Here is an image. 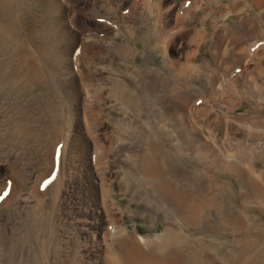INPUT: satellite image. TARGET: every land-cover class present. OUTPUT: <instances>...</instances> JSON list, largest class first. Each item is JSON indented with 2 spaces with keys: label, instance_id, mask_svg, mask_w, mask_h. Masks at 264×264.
<instances>
[{
  "label": "bare ground",
  "instance_id": "bare-ground-1",
  "mask_svg": "<svg viewBox=\"0 0 264 264\" xmlns=\"http://www.w3.org/2000/svg\"><path fill=\"white\" fill-rule=\"evenodd\" d=\"M181 1L0 0V210L21 205L6 225L25 229L28 252L43 251L25 256L26 264H52L58 209L64 220L77 216L69 147L80 127L92 140L89 178L99 204L92 215L84 205L95 243L81 264L85 257L93 264H264V240L245 236V204L257 200L264 213V0ZM232 15L236 26L227 24ZM203 46L214 62H199ZM225 92L228 107L220 103ZM243 93L259 103L245 121L232 104ZM110 105L117 117L106 114ZM216 107L221 123L212 127ZM121 143L134 149L124 160L115 157ZM224 175L239 182L244 204L236 210L223 196ZM125 194L141 201L133 216H162L161 233L135 236L124 227ZM206 225L225 240L194 234ZM52 253L56 264L78 257L63 247Z\"/></svg>",
  "mask_w": 264,
  "mask_h": 264
},
{
  "label": "rangeland",
  "instance_id": "rangeland-1",
  "mask_svg": "<svg viewBox=\"0 0 264 264\" xmlns=\"http://www.w3.org/2000/svg\"><path fill=\"white\" fill-rule=\"evenodd\" d=\"M229 1H232V0H229ZM39 7L40 8L43 7V3H40ZM229 19L230 20L227 22V24L230 26L231 25L236 26L235 24L238 23L236 15H232L231 18H229ZM242 22H244V20H242ZM241 28L245 29L243 24L241 25ZM118 41H122V40H118ZM261 44L262 43H260L259 45H261ZM139 47L141 48L142 46H139ZM201 50L202 51H201L200 57H199L200 63H204V62H208V61L214 62L213 61L214 59L212 58V52L209 53L210 49L208 47L206 48L205 46H203ZM197 83L201 87L204 85V83L202 81H197ZM238 88L241 90L242 86L239 85ZM243 94L246 95L244 97L243 101H240V100L238 101V99H239V97H238V99L237 100L235 99L232 104L235 105V107L237 108L236 113L238 115H242V118L240 117V119L244 118L243 120L245 121L246 120L245 115L251 111L252 107L253 108H254V106L259 107V105H258L259 103L257 104L256 101L254 99H252L251 97L247 96L246 93H243ZM224 95H226V96H224ZM230 95H231L230 92H225V94H223L225 100H221L222 102H220L222 107H228L229 106L228 102H232V101L228 100L230 98ZM223 96L221 97V99L223 98ZM198 101H196L197 107L202 105V101L201 100H198ZM235 101L237 102V104L235 103ZM261 105H263V104L260 103V106ZM216 109H217V107H216ZM116 111H112V105H110L106 109V114L108 115L111 113L113 117H117L118 114ZM222 112H223V110L218 111V109L216 111H214L212 118L216 117L217 120L214 121L215 123L212 122L213 123L212 127H214L215 125H219L221 123V120L219 117H221L220 115L222 114ZM261 114L264 116V110L261 112ZM80 124H81V121H80ZM108 125H109V127L111 126V124H108ZM77 131H78V134H77V136H73L72 141H71L72 145L70 144V147H69V152H70L69 164H70V168H71V170H70L71 171L70 193H71V190L73 189L74 193L72 196H73V199L76 203L73 206V208H74L75 212L77 213V216L73 220V219H70V217L67 215L66 219L68 221L64 220L61 216L62 212L60 211V209H58L56 219L54 222L55 226H56L57 233H55L56 235L55 236L53 235L51 237V239L49 240V243L53 244V246L51 245L52 249L50 248L51 249L50 258H51L52 264L57 263V259L55 258L54 255H52L53 254L52 253L53 247L54 248L57 247L60 250L63 247V250L69 251V254H71V257L74 255V252L76 249V252L78 251V257H77V261L73 262V264H77V263L81 264V263H83V259L81 258L79 260L78 259L79 256H86V255L90 254L92 251L90 252L87 250L91 249L92 245H94V243H95L94 242L95 239L93 238L94 233L87 229V228H90L92 226L91 225L89 226V224L85 221V216H87V215H86V212L84 211V205H86L87 204L86 202H88V201L90 202V205H91L90 206V214L91 215L94 213L96 214V210L98 208L97 206H99V204H97V199H96L97 198L96 197L97 196L96 183H94L89 178V171L91 169V166H90V158H91L90 151L91 150H90V148H89V150L87 149L88 145H86V143L89 145H92V140L90 137L88 138V136H87L88 134L86 133V131L84 130L83 127H80L79 130H77ZM108 132L111 134V136H113V132H114L113 128L110 127L108 129ZM224 133L225 132L223 131V128L219 127L217 130V134H218L219 138L223 137ZM80 136H82V138H79ZM158 137H161V135L158 134ZM204 137H206V136H204ZM77 138H78V140H77ZM112 139L114 140V145H115V143H118V142H116L115 138L112 137ZM207 139L210 140L211 138L207 137ZM215 146H217V143L214 145V147ZM73 148H74V150H73ZM127 151H134V149L130 148V147H128V149H126V146L122 145V143H121L120 145H118V150H117V154L115 157L117 158L119 155H122V160H124L125 156L122 153L123 152L127 153ZM121 164L122 163L115 164V167H117L116 171H118L119 178L122 177V175H120L121 172H119L121 170L120 169ZM256 166L259 167L260 169L263 168V164L261 162H257ZM3 168H5V167L1 166V169H3ZM188 168L193 169V165L188 163ZM221 181H223V183L225 182L226 185L229 187V188H227V186H226V188L229 191L228 194L223 195L225 198V201L227 202V205H229L231 208L233 207L236 210V207L239 206L237 204H240V206L244 204L241 201L243 198H241L242 196L240 195V187H239L238 180L233 175H224V176H222ZM205 182H208V181H205ZM206 187H208V186H206ZM216 189H217L216 187H215V189H212L210 191V193H211L210 195H212V192L214 193V191ZM80 196H82L81 201H80ZM122 196L120 198L121 201H120L119 206L121 207V209H123V212L125 214V219L123 221L124 227H127L131 231V233L135 236L147 237L149 235L154 236L156 234L161 233V231L163 230V219H162L161 215H159V214L158 215H152V216L146 218L143 213H137V215L133 216L132 212H133L134 208L132 207V204H135V203H138L141 201H133L132 197H128L127 194L122 195ZM48 197H46L47 198V204H50L51 203V196H48ZM85 199H86V201H85ZM247 206H249V209H247L248 212L246 215H247V218H249V219H247V221H248V227L250 226L249 227L250 232L246 233L245 236L247 239H250L254 235H258V236H261L262 241H263L264 240V231H263L264 230V213L262 212V210L260 208V204L257 200H254V201L247 202L245 204V207H247ZM20 207H21V205L18 204V205L6 207V208H3L0 210V220H2L0 223V229H1L0 230V264H26L27 263V257H25V256L30 254L29 256H30V258H32L33 255H36L39 253L41 255L43 254V251L40 252L38 250V248L31 250V252H28V249L32 244L30 243L31 241L29 239L28 240L23 239V237H24L23 233H25V229L23 232H21V230L18 232L16 230L11 231V229H9L10 227L8 225H6L7 222H5V221H10V220L14 221V220L18 219ZM215 212H216L215 210H212V220H213L212 222L213 223L215 222V224H217L216 222H218V221H217V219H215V216H216ZM92 217L95 218V215ZM25 218L27 220V217H25ZM71 226L74 227V229ZM257 226H259V227H257ZM252 228H253V230H252ZM59 229H60V231H59ZM211 229H213L212 226L206 225V226L201 227L200 230H198L194 234H196V236H198V237L199 236L201 237L204 234L211 237V235H212ZM257 230H259V231H257ZM3 233H4V235H3ZM74 234L76 237L74 236ZM212 237L216 242H217V240L218 241H224L225 240V239H223V237H221L220 235H217L216 233L214 234V236L212 235ZM46 238H48V237L44 236V238H43L41 236L38 239H44L45 240ZM228 238H229V240H232L234 242V239L232 238V236H229ZM35 245H36V243H35ZM67 247H69V248H67ZM218 247L219 246L214 245L213 249L215 251L219 250V252H220V249H222V248L219 249ZM220 256H222V253L220 254ZM91 257L93 258V256H91ZM30 258L28 257L29 261H30ZM84 259H85V264H93L92 263L93 259L89 260L86 257ZM208 261L210 262L211 260H208ZM214 262L215 263H213V264H216V260H214Z\"/></svg>",
  "mask_w": 264,
  "mask_h": 264
}]
</instances>
